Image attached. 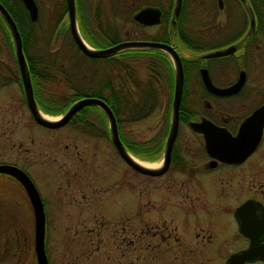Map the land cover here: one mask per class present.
Returning <instances> with one entry per match:
<instances>
[{
	"label": "flooded vegetation",
	"instance_id": "obj_1",
	"mask_svg": "<svg viewBox=\"0 0 264 264\" xmlns=\"http://www.w3.org/2000/svg\"><path fill=\"white\" fill-rule=\"evenodd\" d=\"M11 1L0 0V4L6 9L3 3ZM169 1L133 0L135 10L131 16L138 31L141 32L134 40L169 45L177 53L182 67L178 131L166 170L154 176L137 171L136 173L149 179L168 177L171 187L177 191L174 193L177 195L176 202L172 201V203H180V205L178 207L176 204L165 203L162 212L172 205L176 207L174 212L177 213L173 212L175 216L178 215L177 209L183 208L194 218L189 217L190 221L183 220L179 214L180 217H177L179 219L176 222L172 220L171 222L166 220L150 222L152 226L150 238L154 239L151 249L157 251L158 242L159 245L167 247L165 255L170 260V264L173 261H176L175 264L178 262H181L180 264H225L231 255L248 249L250 245H255L261 252L262 258H255L243 264H264V222H236L233 216L235 208L249 199L261 203L264 208V0H181L177 17L175 13L177 0H173L172 6ZM144 7L158 8L159 22L146 25L134 20V14ZM1 18L3 19L2 16ZM138 49L151 50L153 65H158L160 56H163L173 66L172 92L168 88L163 97L166 99L164 118L168 108L169 111L171 110L174 93L175 70L172 56L158 47ZM137 59L144 60L141 56ZM168 98H171L169 105ZM71 119L57 128L42 126L33 119V127L36 129L39 127L41 128L39 130L44 131L68 125L79 134L93 136V128H84L81 124L71 123ZM245 120L249 123L248 136H253L252 129L256 128V124L262 123V129L258 143L242 160L226 161L218 148L207 147L206 136L215 137L214 140L218 144L226 143L227 136L235 137ZM194 123L202 124L204 131L194 129ZM162 125L163 121L155 133ZM116 126L119 136L117 119ZM169 127L170 124L169 126L167 124L164 141L149 155H145L148 159L143 156L137 157L146 161H155L157 155L161 153V161H163ZM182 131L187 138L185 140L182 139ZM93 137L105 139L113 146L108 121L107 135L102 132ZM235 152H238L236 148ZM8 153L10 154L11 150H8ZM37 155H39L38 152ZM9 158L8 155V158L0 159V165H11L23 171L36 187L45 210L47 201L34 180L38 174L41 175L42 170L36 173L30 170V167L34 165L42 166L43 162L29 159L18 162ZM200 178L205 179L201 181L202 187L190 186L193 181L198 182ZM244 178L248 181V193L258 195L261 199L247 197L235 204L232 211L234 222H215L210 218H207L209 222L204 218L195 220L200 214L193 213L195 209L205 206L208 211H217L220 205L226 206L225 200L228 194L232 201L229 203H236V200L232 198L231 181L236 186L235 179ZM8 186L16 189L31 207L21 183L12 174L0 172V187ZM2 192L0 191V208L11 205L7 203L5 198L7 195ZM165 214L169 213L166 211ZM94 223L108 228V222ZM46 224L47 222H45L44 236L45 252ZM120 224L119 231L122 233V238L117 239V245L132 247L133 252L136 251V254L132 253V264H139L141 262L139 256L141 222H132V232L127 225L128 222ZM128 234H132V238H129ZM105 249V247L101 249V255L104 257L100 261L108 264L110 256ZM154 257L152 255V258ZM113 260L116 261L115 258ZM116 263L120 262L116 261Z\"/></svg>",
	"mask_w": 264,
	"mask_h": 264
},
{
	"label": "rangeland",
	"instance_id": "obj_2",
	"mask_svg": "<svg viewBox=\"0 0 264 264\" xmlns=\"http://www.w3.org/2000/svg\"><path fill=\"white\" fill-rule=\"evenodd\" d=\"M35 1L38 6V28L51 35L49 47L56 56V62L62 64L67 75L71 76V83L75 87L93 85L109 75L115 80L122 78L123 73L117 68L111 70L106 61L83 60L76 52V45L68 28L58 35L56 30H51L52 19L63 10L62 0ZM105 3L107 7H111V20L118 27L121 36L134 40L141 32L126 7L119 3L114 7L110 0ZM63 16L67 21V15ZM3 40L0 31V159L8 158L9 155V159L13 161L29 159L43 162L42 166L34 165L30 170L35 173L42 170L41 175L38 174L34 180L47 201L44 211L48 264H103L100 259L104 257L101 255L104 247L110 256L108 264H117L116 261L119 264H132V256L136 251L134 253L132 247L118 246L116 242L122 238L119 231L121 222H128L131 232L132 222H141L139 264H170L165 255L167 247L158 242L157 251L151 249L154 239L150 238V222H176L180 216L183 220L190 221L191 217L183 208H178V215L175 216L176 207L172 205L162 212L165 203L176 204L172 201L176 202L177 195L174 193L177 191L171 187L170 179H149L138 175L105 139L79 134L68 125L44 131L33 127L34 121L25 103L15 56ZM133 62L139 77H145V61L138 59ZM165 108L164 98L162 105L151 116L138 122L124 123V130L135 139H149L155 134L159 124L164 122ZM170 120L171 110L168 126ZM182 139H187L183 131ZM8 150H11L10 154ZM22 150L28 152H21ZM161 158L160 153L155 161L146 162H160L161 165ZM246 179H235L236 186L231 181L232 198L236 203H229L231 200L228 194L226 206L220 205L217 211H208L205 206L195 209L193 213H200L195 220L204 218L208 221L207 218H210L215 222H234L232 211L235 204L247 197L259 198L258 195L248 193ZM203 180L205 179L200 178L198 182L193 181L190 186L202 187ZM0 191L7 195V203L11 204L0 208V264H37L31 207L16 189L8 186L0 187ZM166 211L172 215L165 214ZM94 222H108V228ZM128 237L132 238V234H128ZM152 255L155 257L152 258ZM175 263L176 261L172 262Z\"/></svg>",
	"mask_w": 264,
	"mask_h": 264
},
{
	"label": "trees",
	"instance_id": "obj_3",
	"mask_svg": "<svg viewBox=\"0 0 264 264\" xmlns=\"http://www.w3.org/2000/svg\"><path fill=\"white\" fill-rule=\"evenodd\" d=\"M105 2L106 0H75L79 31L83 39L96 49L128 41L121 36L118 27L112 22L111 7H107ZM110 2L114 7L116 3L122 4L130 15L135 10L133 0H110ZM3 4L19 31L34 99L41 111L59 115L83 97L100 98L111 108L119 122V137L128 152L147 158L145 155H149L164 141L169 120V108L165 114L163 125L149 139H135L128 131L124 130V123L138 122L157 110L162 105L164 93L168 88L171 90L172 65L163 56H160L158 65H153L150 49H127L105 58H91L76 48V52L82 56L83 60L106 61L111 70L117 68L123 72V76L121 79L115 80L113 76L109 75L93 85L84 84L75 87L64 66L56 62V56L49 47L51 35L44 30L40 31L38 28L39 19L31 21L20 0H12L10 3ZM169 4L172 6L173 0H170ZM114 7L112 8L114 9ZM62 9V12L57 13L52 19L51 30H56L57 35L68 28V20L65 21L63 16L67 13L65 0H62ZM0 31L4 38L3 42L10 46L11 53L15 56L11 34L1 16ZM1 50L2 41H0V53ZM138 56H141L145 61L146 76L142 78L139 77L136 67L133 65V61L138 60ZM170 102L171 98H168V105ZM70 122L81 124L84 128H93V136L100 135L102 132L107 135V120L102 110L96 106L83 107Z\"/></svg>",
	"mask_w": 264,
	"mask_h": 264
},
{
	"label": "water",
	"instance_id": "obj_4",
	"mask_svg": "<svg viewBox=\"0 0 264 264\" xmlns=\"http://www.w3.org/2000/svg\"><path fill=\"white\" fill-rule=\"evenodd\" d=\"M25 7L28 16L31 21H36L38 18V7L35 0H20ZM66 10H67V20H68V30L70 32L71 38L75 43L76 47L84 55L91 58H104L112 56L127 49H138V48H151L158 47L167 51L173 59L174 70H175V81H174V93L171 105V120L168 134L166 137V143L164 148V159L161 166L155 169L146 168L138 164L134 159L131 158L129 152L122 144L116 126L115 116L110 109V107L100 98L94 97H83L75 101L63 114L57 116L55 120H46L40 113L39 108L35 102L33 89L30 79V74L28 71L26 59L22 50V42L19 31L15 22L13 21L11 15L8 11L0 4V14L6 22L12 40L14 44L15 60L19 71L20 82L22 85L23 95L25 103L28 110L38 124L48 127L57 128L66 124L74 114H76L80 109L86 106H96L102 110L107 118L109 125V132L111 142L117 151L121 159L134 171L145 175H159L166 170L172 145L177 135L178 131V111L181 102L182 95V67L181 61L177 53L167 44L149 42V41H121L114 45L106 48L96 49L91 46L88 47L84 44L80 33L78 31L75 13V0H65ZM181 0H177V6L175 8L176 17L178 16L180 10ZM134 20L141 24L151 25L159 22L160 10L154 7H144L140 9L133 16ZM264 109V108H263ZM248 120L243 121L238 131V134L230 138L227 136L226 143L218 144L214 138L206 136V145L208 148H218L221 151L223 159L226 161H239L242 160L246 155H248L252 149L256 146L260 139L262 123L256 124V128L252 129L253 136H248ZM202 124L194 123L193 127L197 131H204ZM235 148L238 151L235 152ZM0 172H5L12 174L23 186L28 199L30 201L33 219H34V252L37 264H48L47 255L45 252L44 236H45V211L38 194L36 187L34 186L31 179L20 169L11 165H0ZM233 216L236 222H264V208L261 203L249 199L241 203L234 210ZM243 225V223H242ZM255 258H262L261 252L256 249L255 245H250L248 249L237 252L231 255L225 264H243L246 261H250Z\"/></svg>",
	"mask_w": 264,
	"mask_h": 264
},
{
	"label": "bare ground",
	"instance_id": "obj_5",
	"mask_svg": "<svg viewBox=\"0 0 264 264\" xmlns=\"http://www.w3.org/2000/svg\"><path fill=\"white\" fill-rule=\"evenodd\" d=\"M80 37L82 38V36L80 35ZM84 44L88 47H90V45L82 38ZM39 113L40 115L46 119V120H55L57 117H52L44 112H42L40 109H39ZM130 154V153H129ZM131 158L134 159V161H136L138 164L146 167V168H150V169H155V168H158L160 166V162H146V161H142V160H139L138 158L134 157L133 155H131Z\"/></svg>",
	"mask_w": 264,
	"mask_h": 264
}]
</instances>
